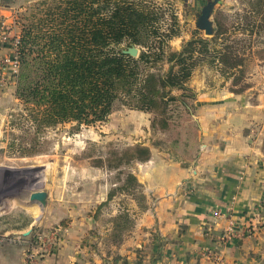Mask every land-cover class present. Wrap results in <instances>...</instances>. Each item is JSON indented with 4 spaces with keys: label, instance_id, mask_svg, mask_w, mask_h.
I'll list each match as a JSON object with an SVG mask.
<instances>
[{
    "label": "rangeland",
    "instance_id": "obj_1",
    "mask_svg": "<svg viewBox=\"0 0 264 264\" xmlns=\"http://www.w3.org/2000/svg\"><path fill=\"white\" fill-rule=\"evenodd\" d=\"M154 1L165 8V21L170 20L171 9L178 16L180 32L170 40L172 49L179 50L184 42L195 35H214L215 32L207 35L196 25L202 6L210 0H201L197 5L187 4L186 7L184 0ZM248 1L220 0L213 10L212 19L220 10L226 25L230 26L238 13L244 15L251 8ZM0 2L10 7L7 13L11 14L10 20H14L21 33L25 27L36 23L39 17H44L49 6L55 4L54 0ZM248 20L253 27L252 34L240 31L230 35V40H239L237 47L240 50L246 48V53H250H247L250 59L242 79L235 81L236 76L224 75L218 67L220 64L210 65L206 61L199 64L186 84L195 91L194 98L187 97V100L190 104L199 106L200 113L194 111L189 114L184 108H178L177 102H172L176 110L169 114L165 128L158 123L162 116L121 104L115 105L106 120L95 124L77 125L76 122L69 121L53 126H40L32 115V106L16 97L15 85L0 87V217L13 214L10 206L12 202L15 203L19 193L31 194L33 190H44L46 200L50 199L51 194H56L53 210L57 215L55 223L41 229L31 226V235L41 231L48 236L55 231V235L62 236L64 225L80 219L79 214H89L102 225V233L98 231L99 224L93 232L101 241L100 247L107 250L112 258L114 254L119 257L121 254L111 248L119 246L127 235L131 242L135 235L137 212L148 207V197L138 178V189H122L129 172L137 176L138 163H142L138 160L127 163L126 159L119 162L118 156L123 151L142 144L151 148H169L182 158H195L204 140V126H215L225 120L228 111L240 110L237 112V119H234L235 123L243 126L250 141L261 144L264 152V31H259V15L255 12L251 13ZM241 21L244 20L240 19L236 25H241ZM43 28H48L46 23ZM167 67L168 64L164 63V68ZM242 85L246 86L243 91H233ZM181 92L179 89L173 90L174 95ZM210 100L214 105L206 112V107L201 103L206 104ZM154 123L157 124L153 126ZM111 191L114 194L107 200ZM100 193L102 196L98 195ZM29 202L33 201L29 198ZM251 209L252 219L261 220L264 217V200ZM216 212L218 215L223 214L221 209H216ZM229 221L236 223L233 219ZM1 222L4 225L10 223ZM103 225L109 229L105 231ZM252 226L249 229L252 230ZM228 232V240H231L235 232ZM19 233L25 232H17ZM44 241L43 247H47L52 246L55 239L51 243L47 239ZM17 245L25 247L24 264L38 263L37 260L31 262L28 259L33 243L23 242ZM129 248H134L132 242L129 243ZM133 251L135 253L132 255L137 258H130L125 264L152 263L149 247Z\"/></svg>",
    "mask_w": 264,
    "mask_h": 264
},
{
    "label": "trees",
    "instance_id": "obj_2",
    "mask_svg": "<svg viewBox=\"0 0 264 264\" xmlns=\"http://www.w3.org/2000/svg\"><path fill=\"white\" fill-rule=\"evenodd\" d=\"M54 2L44 17L23 29L15 84L16 97L32 106L40 126L69 121L95 124L106 120L115 105L121 104L162 116L158 123L165 128L169 114L176 110L172 102L189 114L200 112L199 106L187 100L194 98L195 91L186 84L199 64H220L224 75L242 79L250 53L247 55L246 48L240 50L239 40H230V35L240 31L252 34L251 13L259 15V31H264V0H249L251 8L244 15L238 13L230 26L218 10L212 37L195 35L174 50L170 40L179 35L178 16L171 9L170 20L165 21V8L154 0ZM240 19L244 20L242 26L236 25ZM132 45L140 47L136 56L123 52ZM174 89L182 92L174 95ZM150 157L151 147L138 144L118 159L129 163ZM122 189H138L134 173L129 172ZM113 194L108 193L107 200Z\"/></svg>",
    "mask_w": 264,
    "mask_h": 264
},
{
    "label": "crops",
    "instance_id": "obj_3",
    "mask_svg": "<svg viewBox=\"0 0 264 264\" xmlns=\"http://www.w3.org/2000/svg\"><path fill=\"white\" fill-rule=\"evenodd\" d=\"M199 1L184 0V7ZM201 105L207 112L214 104L210 100ZM239 111H228L223 122L204 126L195 158L154 147L152 157L138 163L137 178L148 207L137 212L132 250L127 235L111 248L121 254L112 258L93 234L97 224L102 233V225L89 214H79L80 219L63 226L52 246L35 245L40 253L37 264H125L136 259L133 250L142 247H149V264H264V217L254 221L250 216L251 208L264 200V152L235 123ZM29 194L19 193L10 206L13 214L0 217V232H26L31 226L41 229L55 223L56 194L49 196L45 207L29 202ZM230 219L236 221L235 229L243 232L253 225L252 230L222 241ZM24 249L16 243L0 244V264H24Z\"/></svg>",
    "mask_w": 264,
    "mask_h": 264
},
{
    "label": "built area",
    "instance_id": "obj_4",
    "mask_svg": "<svg viewBox=\"0 0 264 264\" xmlns=\"http://www.w3.org/2000/svg\"><path fill=\"white\" fill-rule=\"evenodd\" d=\"M8 11H10V7L0 3V87L16 84L21 65L20 44L22 33L16 28L14 20H10L11 14L7 13ZM235 225L236 223H230L229 229L227 228L225 233L220 237L222 241L229 239L230 236H228V231L235 232V234L245 232L235 229ZM248 230L249 229H247V231ZM44 233L36 231L33 235H31V232L29 234H0V244L33 243L30 250L31 252L28 254V259H30L31 262H36L40 257V253L35 250L34 245L39 244L43 246L44 240L47 239V241L51 243L53 238H57L55 231L48 236Z\"/></svg>",
    "mask_w": 264,
    "mask_h": 264
},
{
    "label": "water",
    "instance_id": "obj_5",
    "mask_svg": "<svg viewBox=\"0 0 264 264\" xmlns=\"http://www.w3.org/2000/svg\"><path fill=\"white\" fill-rule=\"evenodd\" d=\"M220 2V0H210L205 5L202 6L201 12L198 15L196 25L200 29L204 30V32L207 35H213V33L216 31V25H214L213 19H212V13L216 5ZM123 52L131 54L133 56L138 55L139 49L137 46L132 45L128 48H124ZM46 191H32L30 194V200L33 202H38L41 206L46 205ZM30 229L25 232V234L30 233Z\"/></svg>",
    "mask_w": 264,
    "mask_h": 264
}]
</instances>
